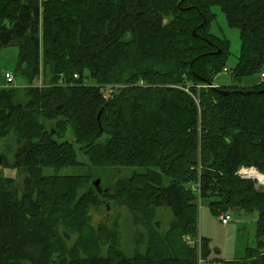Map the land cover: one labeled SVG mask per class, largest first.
<instances>
[{"label": "trees", "instance_id": "1", "mask_svg": "<svg viewBox=\"0 0 264 264\" xmlns=\"http://www.w3.org/2000/svg\"><path fill=\"white\" fill-rule=\"evenodd\" d=\"M212 5L240 32L233 79L259 72L264 0H0V48H17V72L30 84L0 86V140L13 134L17 145L12 159L0 153V167L26 175L21 187L0 178V264H197L185 238L209 257L198 232L203 199L217 215L257 213V248L217 262L264 264V190L235 175L240 166L264 175V81L197 88L226 68L227 43L207 31ZM39 78L44 86H31ZM68 126L89 169L144 173L101 192L90 172L59 175L79 165L73 143L61 141ZM102 200L146 227L131 256L118 248L116 224L82 220ZM161 206L173 214L162 234ZM47 208L72 233L81 227L76 241L40 220Z\"/></svg>", "mask_w": 264, "mask_h": 264}, {"label": "rangeland", "instance_id": "2", "mask_svg": "<svg viewBox=\"0 0 264 264\" xmlns=\"http://www.w3.org/2000/svg\"><path fill=\"white\" fill-rule=\"evenodd\" d=\"M211 16L208 22V33L220 38L227 43V57L224 62V67L227 72L220 71L213 79L215 86H231L239 85L244 87H252L264 81L261 79V74H264V64L261 66L259 72L244 76L236 82L232 76V70L235 68L237 58L241 52L240 32L236 27H230L227 23L225 14L221 8L212 5L209 9ZM17 53L16 47L0 48V84L4 82V74L10 73L13 78V86L17 88H27L30 86L28 81L17 72ZM87 84L93 85L92 80H87ZM61 141L72 142L76 151L79 165L71 168H63L58 170L59 175H78L91 173L93 178L99 180L101 190L111 187L115 180L119 178H129L134 173H144V169L140 167L124 166L120 168L113 167H91L87 166L86 158L79 152L77 145L74 143V138L70 126L67 127L66 135ZM16 141L13 134L0 140V153L5 155L8 159L13 158V153L16 150ZM24 171V170H23ZM44 175L54 174L55 171L51 168H44L42 170ZM25 174L19 170H12L0 167V178H13L16 181L17 187H21L22 180ZM169 180L164 178L163 185H167ZM256 190V189H255ZM262 191V190H258ZM101 206H91L89 211L85 212L86 219L91 220L94 226L101 223L108 230H113V225L116 224L115 230L118 232V248L121 249L127 256H131L136 250L135 239L138 236L145 238L147 236V229L140 223L134 222V217L130 214L128 209L120 204H113L102 200ZM155 222H158L159 229L156 227L158 233L162 234L168 229L173 220V214L169 207L161 206L155 209ZM90 214V215H89ZM229 215V221L226 225H222L219 215L214 213L208 207V201L203 199L199 202L198 209V232L199 235L208 240V249L210 258H219L223 261L237 260L245 257L248 249H256L258 240L256 238V221L257 213H248L244 210H229L225 213ZM40 220L54 229L58 226L57 233L66 232L71 237V241H76L79 235V230L72 233L70 227H64V218L54 208H47L42 211ZM55 241V240H54ZM71 241L68 243L70 246ZM144 245L139 246L142 250Z\"/></svg>", "mask_w": 264, "mask_h": 264}, {"label": "built area", "instance_id": "3", "mask_svg": "<svg viewBox=\"0 0 264 264\" xmlns=\"http://www.w3.org/2000/svg\"><path fill=\"white\" fill-rule=\"evenodd\" d=\"M224 72H227V69H223ZM5 84L4 87L11 86L13 83V77L11 74L6 73L5 74ZM261 79H264V74H261ZM263 81V80H262ZM197 88H217V86H214L213 84H205L197 86ZM184 91L188 92L187 88H184ZM235 175L239 177L242 180H249L253 183V187L256 190H264V175L260 173L255 167L253 166H240L237 171L235 172ZM192 190H197L195 186L191 187ZM219 219L222 225H226L229 221V215L227 214H220ZM189 239V238H187ZM188 244L191 246H194L195 244L193 242L188 241ZM197 264H220V262L214 261L212 259L203 258L200 255H198Z\"/></svg>", "mask_w": 264, "mask_h": 264}, {"label": "water", "instance_id": "4", "mask_svg": "<svg viewBox=\"0 0 264 264\" xmlns=\"http://www.w3.org/2000/svg\"><path fill=\"white\" fill-rule=\"evenodd\" d=\"M224 93H227V92H229V91H223ZM259 93H264V89H262ZM93 187L97 190V192H101V190H100V186H99V180L98 179H96V180H94L93 181Z\"/></svg>", "mask_w": 264, "mask_h": 264}, {"label": "crops", "instance_id": "5", "mask_svg": "<svg viewBox=\"0 0 264 264\" xmlns=\"http://www.w3.org/2000/svg\"><path fill=\"white\" fill-rule=\"evenodd\" d=\"M208 258H210V255H209V257ZM213 259H219V258H213Z\"/></svg>", "mask_w": 264, "mask_h": 264}]
</instances>
